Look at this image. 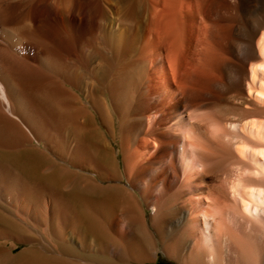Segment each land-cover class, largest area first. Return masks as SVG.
Wrapping results in <instances>:
<instances>
[{
    "label": "bare ground",
    "instance_id": "1",
    "mask_svg": "<svg viewBox=\"0 0 264 264\" xmlns=\"http://www.w3.org/2000/svg\"><path fill=\"white\" fill-rule=\"evenodd\" d=\"M0 154V264H264V0H0Z\"/></svg>",
    "mask_w": 264,
    "mask_h": 264
},
{
    "label": "rangeland",
    "instance_id": "2",
    "mask_svg": "<svg viewBox=\"0 0 264 264\" xmlns=\"http://www.w3.org/2000/svg\"><path fill=\"white\" fill-rule=\"evenodd\" d=\"M33 146H37L40 151H44L48 157H49V161L51 162H44V164H42V168L43 169H47L48 167H51L53 165L54 162H56V157L54 154V151L52 150V143L46 142V140H36L33 141L32 144ZM31 146V147H33ZM50 147V148H49ZM118 146L116 145V148ZM1 154H0V159H1ZM50 165V166H47ZM65 167L67 169L70 170H74L76 171L75 168L69 166V165H65ZM106 184H109L106 183ZM3 208L0 206V232L4 235L7 236V238H0V245H3L4 247L10 249L13 246V254H19L20 252H22L23 250L32 248L33 246L37 247L38 250H41L45 253H54L56 251V249L58 248L57 246V241L54 239V237H49L48 235L42 233L41 232H35V243L34 242H24L27 239L25 237H28L26 235H22L23 232H19V231H15L14 228L12 227V225L9 222H18L17 221V217L16 216H11V214L9 213L10 211ZM3 219H5L3 221ZM13 223V222H12ZM5 230V231H4ZM24 239H22V238ZM23 240V241H22ZM37 241V243H36ZM32 243V244H31ZM37 245V246H36ZM156 264H174V262H172L171 260H169L163 253L160 252L159 254V258L156 262Z\"/></svg>",
    "mask_w": 264,
    "mask_h": 264
}]
</instances>
